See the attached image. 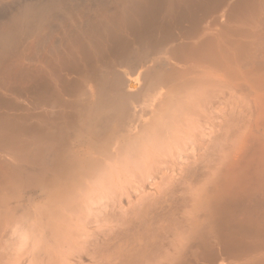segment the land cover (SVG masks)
<instances>
[{"label":"bare ground","instance_id":"1","mask_svg":"<svg viewBox=\"0 0 264 264\" xmlns=\"http://www.w3.org/2000/svg\"><path fill=\"white\" fill-rule=\"evenodd\" d=\"M0 264H264V0H0Z\"/></svg>","mask_w":264,"mask_h":264}]
</instances>
